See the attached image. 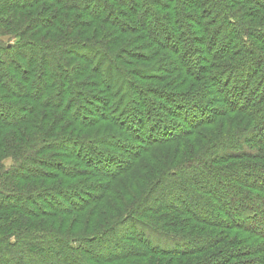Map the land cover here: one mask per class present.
Masks as SVG:
<instances>
[{
	"label": "trees",
	"instance_id": "16d2710c",
	"mask_svg": "<svg viewBox=\"0 0 264 264\" xmlns=\"http://www.w3.org/2000/svg\"><path fill=\"white\" fill-rule=\"evenodd\" d=\"M3 1L0 4V68H9L10 73L7 76L0 73V78L3 80V76L6 81L4 83L0 79V168H3L0 170V264H117L136 260L137 264H175L178 258L190 257L197 250L196 245L203 252H212L200 264H264V28L256 27V24L264 22V0H246L245 3L185 0L192 3V6L188 5L190 8H202L201 13L191 14V17L205 31L202 45L208 54L205 58L198 56L199 48H194L197 47L194 40L190 43L185 40L188 42H184V47L180 44L181 53L177 51L176 54L182 72L202 85L187 92H163L151 87L152 93L162 94L165 98L167 105L166 108L164 106V113L170 120L153 116V106L140 109L137 105H130L128 97L123 115L122 104L118 108L115 106L112 112L114 128L126 135L112 134L113 128L109 126L104 133L96 132L89 137L74 134L88 127L86 120L79 122L81 117L78 112L82 108L79 107L78 97L84 99L85 96L76 87H85L84 83H87L92 87L109 89L114 80L112 82L109 74L103 78L95 74L97 72L87 79L94 61L84 57L82 52L98 53L100 50L105 52V55L100 54L103 59L109 58L106 55L108 51L97 42L96 37L107 25L123 28L125 22L118 20L114 6L125 8L135 18H141L140 25L148 37L159 43L154 35H157L156 32L161 34V30L150 28L148 6L139 3L140 0H131L129 6L125 4L126 0ZM155 1L159 2L160 11L168 13L166 17L170 20L179 18V14L172 12L174 8L165 3L167 0ZM245 4L253 7L237 8ZM36 9L41 10V16L35 17L34 14L31 23L14 18L17 12L29 10L31 19ZM254 9L257 12H253ZM45 13L50 15L46 17ZM84 17L102 23L95 25L92 22L90 27L94 30L91 39L85 31L79 34L75 29L74 19ZM257 17L259 19L255 24ZM152 20L154 25H161L157 16ZM162 27L167 42H172L168 46L176 52L173 38H178L179 31ZM14 30L16 33L20 30L21 40L6 42V35L10 34L13 38ZM51 30L60 35V42L46 40L52 35ZM115 31V35L109 31L108 37H118L117 33H122L116 28ZM121 31L124 32L123 29ZM76 36L88 38L84 40ZM38 40L43 43H38ZM107 46L112 49L109 42ZM188 46H192V50ZM216 48L217 51L212 54ZM76 52L82 54L76 55ZM23 61L24 68L21 67ZM100 64L102 62L97 66ZM31 66L39 71L36 75ZM140 69L136 74L151 71L149 67ZM148 75L151 78L146 80L154 82V75ZM117 77V89L112 96L110 90L108 96H95L104 104L102 109H98H112V97L119 103L122 96H129L126 93L134 88L128 72ZM209 85L212 90L209 88L210 92H206ZM135 90L141 98L144 92L140 86L137 85ZM214 92L219 99L216 104L199 98V95L210 96ZM141 101L143 103L142 98ZM98 106L94 105L95 108ZM225 115L228 119L222 123L227 120L239 122L230 134L221 135L216 148H211L208 155L204 153L183 160L184 163L178 167H169L158 176L160 188H170L164 193L173 192L166 197L180 200L183 205V208H177L181 211H178L179 219L182 218L180 216L187 217L197 227L192 226L190 231L182 228L187 224L180 225L179 219L177 225L164 227L160 222L168 219L169 215L163 212L158 214L162 216H158L156 225L152 227L142 222L141 218L134 217L137 208L134 214L122 218L125 222L118 223L119 219L113 222L109 211L120 215L128 204L127 199H131L127 193L125 200H122L124 196L115 199L114 204L112 199L108 200L107 210L96 209L85 218H74L84 211L88 203L94 202V194H87L88 185L92 182L88 181L91 173L96 172L107 179L119 178L136 165L146 148L175 142L184 138L191 128L216 123ZM101 121L107 123L109 119L102 116ZM97 143L105 148L97 147ZM186 146L187 143L180 144L175 153L182 151L179 147ZM64 149L70 156L61 154ZM122 153L126 154L125 158ZM183 153L181 157H185ZM181 157H178L180 162ZM75 163L82 165L76 167ZM145 170L148 169L142 168L141 172ZM221 170L233 172L229 174L232 176L240 175L238 181L248 176L254 193H248L238 184L234 188L233 182L229 184L225 176L219 178ZM150 177L140 176L143 182H148ZM197 177L207 187L213 181L226 182L216 185L213 191L209 189L221 204L222 216L212 218V212L202 208V202L196 201V197L201 198L197 193L201 190L195 185L192 187L195 190L190 193L185 190L188 181H195ZM28 181L33 183L27 189L23 191L19 188ZM85 195L87 198L83 199ZM129 222L136 226V247L127 245L126 238L120 240L114 237L119 234L115 229ZM96 224L98 227L106 225L107 230L90 232L84 237L86 241L72 234L78 227L81 232H89ZM176 226L177 229H186L188 234L176 232V236L175 233H164ZM183 235L190 238L186 239ZM161 238H166L173 246H155V240ZM79 240L80 246H75L74 243ZM156 257L163 258V261L158 262Z\"/></svg>",
	"mask_w": 264,
	"mask_h": 264
},
{
	"label": "rangeland",
	"instance_id": "374dc122",
	"mask_svg": "<svg viewBox=\"0 0 264 264\" xmlns=\"http://www.w3.org/2000/svg\"><path fill=\"white\" fill-rule=\"evenodd\" d=\"M131 0H126L125 4L128 5L130 4ZM236 1L238 3H245L246 0H233ZM4 2L3 0H0V4ZM174 2V3H173ZM139 3L145 4L148 6V12H147V16L149 18H151V25L150 28L152 29L155 28L158 31L161 30V34L159 32H156L157 35H154V38L158 39V41H160L159 43H156L155 41H153V39H151L150 37H148L147 32L141 27L140 23H141V18H135L134 15H132L130 13V11H126L125 8H121L114 6L115 8V14L117 15L116 17L118 18L119 21H123L125 22L123 28L118 29L117 27H115L118 31L122 32V33H117L118 37L115 36L114 38H109L108 37V33L113 32L115 35V28L112 26H105L103 27V31L98 33V36L96 37L97 42H99L106 51V55L109 57L107 59H103V57L100 55L101 53H103V55H105V52L99 50L98 53L92 52V51H86V52H76V55L78 54H82L84 55V57L88 56L90 58V60L94 61V66L92 67V72H88L87 74V79H89L92 75L97 74L103 78L106 77L107 74H109V76H112V82L114 80V82L111 84V87L109 89H106L105 87L103 88H97V87H92V85H87V83H84L85 87H76V89H78L82 94H84V99H82L80 96L78 97V101H79V107L82 108L80 110H82L80 113L78 112V114H80V119L79 122H83L86 120V126H88L87 128H84L83 130H79V132H76L74 134L78 135V136H83V137H89V136H93L95 135L96 132H103L105 128H109V126L111 128H113V133L119 134V135H126L122 130L118 129L116 130L114 127V121L112 119V115H113V110L115 108V106L117 107L118 105H121V115L122 111H123V107L127 105L128 103V97H129V101L131 102L130 105H137L138 108L143 109V107L149 108V106H153L154 110L152 112L153 116H160L163 117L167 120H170V118L166 117V113H164V106L166 108L165 104V98H163L162 94H154L152 93V88L151 87H155V88H159L161 91L163 92H187V91H191L194 88H198L199 86L202 85L201 82H195L193 80V78H189L187 77L186 74H184L182 71V66L180 65V60L177 56V51L179 53H181L180 50V44L182 47H184V42H188L185 40H189L188 43H190L191 40H194V45H196L197 47L194 48H199V52L198 51V56H206L208 54V52L205 51V47L204 45H202V41H203V37L205 38V31L203 30L202 26H198L197 24V20L195 18L191 17V14H195V13H201L202 12V8L197 6V8H190L189 6H192L190 4H192L191 2L188 3V1L185 0H173V1H165V3L169 4L170 8H174L172 10V12H175L177 14H179V18L178 19H172L170 20V17H166L168 13L164 12V11H160V4L159 2H153V0H140ZM129 6V5H128ZM252 8V5H248L245 4V6L240 5L237 8ZM152 8V9H151ZM27 12V13H25ZM30 12L31 11H26L24 10L23 12L19 11L14 15V18H19L22 19L24 21V23L28 24L29 22L31 23L33 18H34V14L35 17H39L41 16V10L40 9H36L33 11V16L30 19ZM253 12H257V9H254ZM145 13V12H144ZM76 14V13H75ZM46 17L49 16L50 14L45 13L44 14ZM2 16V15H1ZM43 16V15H42ZM155 16H157V18H159L161 20V25L160 24H156L154 25L153 22H155L154 20H152L153 18H155ZM147 18V17H146ZM9 19V18H8ZM259 17H257L254 22L255 24L258 22ZM76 24H75V29H77V32L80 34V32L83 33V31H85L86 33H88V37H77L76 38H80V39H84L86 40V38L91 39L92 34H93V28L94 27H90L92 22L95 25H100L102 24L101 22H97V21H93L92 19L88 18V17H84V18H80V19H74ZM153 21V22H152ZM144 23V22H143ZM167 26L170 30L172 31H179V36L178 38H173V41L176 43L177 46V50L176 52H173L170 48V46H168V44H170L169 42H167L165 36L163 35V27ZM261 26L260 28H264V22L262 21L260 24H256V27ZM62 28V27H60ZM124 30L121 31V30ZM62 30V29H61ZM49 32H52L51 36H47L46 40L49 41L50 43H58L62 40V38L60 37V35H58L57 32H55L54 30H51ZM12 34H14V37L12 38V36L10 34H7L5 37V41H11V42H19L21 40V37L19 36L20 34V30L16 33V31L14 30L12 32ZM43 34H46V32H44ZM17 35V36H15ZM28 36L30 35L27 34ZM1 36V34H0ZM3 36V35H2ZM5 36V35H4ZM43 37V36H42ZM41 37V38H42ZM199 38L196 40V38ZM24 38V37H23ZM30 38V37H27ZM61 38V39H60ZM20 39V40H19ZM155 39V40H156ZM43 40V39H41ZM41 40H38V43H43ZM108 42L110 43V45L112 46V49L109 48L107 46ZM158 44V45H155ZM172 44V42H171ZM189 47V46H188ZM192 47V46H191ZM189 47V49L192 50V48ZM204 47V48H203ZM35 48V47H34ZM36 49V48H35ZM209 49V48H208ZM36 51V50H35ZM38 51V49H37ZM217 51V48L215 51H213L212 54H215V52ZM41 54V53H40ZM39 56V55H38ZM50 58H52L49 55ZM47 57V59L49 58ZM83 57V56H81ZM205 58V57H204ZM96 62V63H95ZM99 62H102V64H100L99 66H97V64ZM23 64L21 65L22 68L25 67L24 65V61L22 62ZM35 66H31V70L33 72V74H37L39 71L34 68ZM100 67V68H99ZM150 68L151 71L145 72V73H141V74H136L138 73L137 71H141L142 69L140 68ZM124 72H128V76L130 77V79L133 82L132 87V91H129L126 93V95L129 96H122V99H120V102L117 103L115 102V98H111V106L112 109H108L106 111H102L101 109L103 108V103L100 102L98 99L95 98V96H99V97H104V96H108V93L110 90V96H112V94L115 92L116 88V84H118L117 82V76L121 73ZM0 73L2 75H8L9 72V68H5L2 67L0 68ZM153 74L154 76V82L148 81L146 80L147 78H151L149 77L148 74ZM1 75V76H2ZM144 76V77H143ZM3 78V82L6 83L4 77ZM84 81V80H82ZM90 82V81H89ZM12 86H14V83H11ZM139 85L140 89L142 90V92H144V94L142 95V99H143V103H146V105H144L143 103H141V98H139V94H135L137 93L135 90L136 86ZM88 86V87H87ZM122 87V85H121ZM210 85L208 87V89H206V92H210L209 91ZM75 89V88H74ZM147 89V90H146ZM151 89V90H150ZM212 90V88H210ZM146 90V91H144ZM30 91V89H29ZM32 92H35L34 90ZM121 92L123 94L122 88H121ZM213 92V91H212ZM121 93H119L120 95ZM87 95V96H86ZM200 99H205L207 102H211L210 104H216V102H218V98H217V94L214 92L212 95L210 96H205V95H199ZM214 98V99H212ZM88 99L90 100V102L88 101ZM109 100V98H108ZM213 100V101H212ZM140 101V102H139ZM115 102V104H114ZM114 104V105H113ZM98 106V107H94ZM114 106V107H113ZM101 109H98L100 108ZM118 108V107H117ZM105 113V114H104ZM102 116H106V118L108 117L109 121L106 123H103L101 121V123L99 122L101 120ZM125 116V115H124ZM232 116V115H230ZM87 118V119H83V118ZM237 117V116H236ZM121 118V116H120ZM240 118V117H239ZM224 119H228L225 116H223L218 122H214L212 124L209 125H203V126H196L195 128H191V131H188V133L186 134V136L184 138H179L178 140H176L175 142H171L170 144H166V145H160V146H153L150 147V149H147L143 152V154H141V156L137 159L136 161V165L133 166L130 170H128L127 172H125L124 174H122L119 178H115V179H107L106 177L101 176L100 174L93 172L91 173L89 177V180L86 178L85 180H88L89 182H91L90 185V189L89 187L87 189L89 193L94 194V198L92 203H88L87 206H85L84 211L82 213H79L78 215H76L74 218H85L86 216H88L90 214L91 211H95L96 209H99L100 211H104L108 209L107 206V202L108 200H113V204L115 203V199H118L119 196H124V198H122V200L127 199L125 193L129 194L131 196V199L128 198L126 202H128V204L126 205L124 211H122V213L119 215L117 213H114V211H109V213L112 216V221L115 222L116 219H119V222H125L124 218L126 215H130V214H134V210L137 208V214L136 216H134L137 219H140L142 222H146L147 224H149L150 226H154L157 223V218L158 216H162V215H158L160 212L163 213H168L167 215H169V218L164 220L163 222H160L161 224L165 225H172L175 226L177 225L176 222H178V213L181 212L180 210H177V208H181L183 205L179 202L180 200H175V199H170L168 197H166V195H171L173 192L171 193H167L165 194V190H162L158 184V180H159V175H162L167 168L171 167V168H176V166L178 167V165L184 163L182 162L183 160H187L188 158H191L193 156H197L200 154H204L206 153L208 155V151H211V148H216L217 145V141H219L221 139V135H228L230 134V130L233 129L236 124H238L239 121L233 123L232 120H227L226 122L222 123V121ZM236 119V118H234ZM221 122V123H220ZM183 126L184 123H183ZM245 126V124H244ZM243 130V129H242ZM248 130V129H246ZM221 132V134H220ZM215 136H212V135ZM247 136V134H246ZM182 143H187V146L184 147H179L180 150H182L180 153H175V150L177 149V147L182 144ZM100 144V143H99ZM98 143L96 144L97 147H100L102 149L105 148V146L99 145ZM149 148V147H148ZM112 149V148H111ZM172 149V153L170 154V150ZM184 151V153H183ZM183 153V155L185 157H181L180 155ZM61 154H65L66 156H70V154L67 152L66 149H64V151ZM121 156H124L123 158L126 157L125 153H122ZM213 156V155H211ZM178 157H181V162L180 160H178ZM209 156H207L208 158ZM179 161V162H178ZM48 162H50L48 160ZM67 162H77V161H67ZM264 162V161H263ZM210 163V162H209ZM177 164V165H176ZM208 164V162H207ZM81 163H75L74 166L78 167L81 166ZM209 166H211V164H209ZM148 169L143 171V173L141 172V169ZM3 170V168H0V170ZM85 170V168H83ZM83 170V171H84ZM192 170V169H190ZM91 170H89L90 172ZM137 172H140V174H138ZM220 177L221 179H223V176L227 177V180L229 181V184L233 182V187L235 186V184L240 185V187L244 188V190H246L248 193H254L253 190V183L251 181H248V176H244L243 179H241V181H238L240 175L238 177L236 176H232L229 174H233V172L228 171V170H221L220 171ZM146 176L149 175L151 176L148 182H143V180L140 178V176ZM200 177V176H199ZM199 177H197L195 179V181L193 179H190L188 181V184L186 185L185 190H187V192L190 193L191 190H195L194 185L197 187V189H200L201 191H198V195H200V197L202 198H198L196 197V201L202 202V208L204 210H210L211 213V217L212 218H217L218 216H222V214L224 213L222 208H221V204L220 202H218V200L215 198V195L209 192V189L211 191L214 190V188L217 186H219V184H222V182L226 183L225 181H213V183L210 184L209 187L204 186V183L200 181ZM230 177V178H228ZM156 178V180H155ZM183 178V177H182ZM201 178V177H200ZM76 182H79L78 179L75 180ZM158 181V182H157ZM73 182V183H76ZM33 183V181H28L27 183L24 184V186H20V189H23V191L25 189H27L28 186H30ZM13 184V183H11ZM107 186V187H106ZM18 187V186H16ZM18 188V189H19ZM129 188V190H128ZM235 188V187H234ZM116 192H118V194H116ZM230 192H232V190H230ZM86 193V191H85ZM86 194V195H87ZM90 194V195H92ZM227 194H229V191L227 192ZM83 196L85 198H87V196ZM189 195V194H188ZM222 195H225V193H222ZM82 196V195H80ZM190 196V195H189ZM229 195H227L228 197ZM143 198H146L145 200H143ZM214 199V200H213ZM82 200V199H81ZM205 200V201H204ZM75 202H78L77 200H75ZM215 205V206H213ZM217 205V207H216ZM69 206V205H68ZM96 206V207H95ZM183 208V207H182ZM193 207L191 206L190 209H192ZM179 211V212H178ZM162 213V214H163ZM170 213V214H169ZM182 218L179 219V224L182 225L184 222H186V226L184 227V225H182V228H188L189 231L192 230V226L197 227L198 225L196 224H192L190 222V219L187 217H183L180 216ZM219 220H223V218H220ZM133 222V221H132ZM199 223V222H196ZM76 227H78V225H74ZM106 225H102L101 227H98V225L96 224V226H94L92 229H89V232H81L80 227H78V229H76L74 231L73 236H76L77 238H80L81 241H86L84 239L85 236L91 234L90 232H93L95 230H99L100 232H104L107 229L105 228ZM203 227V226H202ZM163 229V228H162ZM117 232H119V234L117 236L114 237H118V239L121 240V238H126L125 243L127 245L130 246H137V243L135 241V234H136V226L131 222L129 223H122L120 224L117 229ZM176 232H180L181 234H188V231L186 229H177L176 227H170L168 228L166 231H164V233H168V234H174L176 236L177 233ZM109 234V233H108ZM186 236L185 238H190L188 235H183ZM166 238H161V239H156V245L155 246H173L171 242H167ZM81 241L79 240V242L74 243L75 246H80L79 243H81ZM168 244V245H167ZM140 246L142 247V244H140ZM197 250H195L192 255L190 257L187 258H178L177 260H175V264H183V262H185V264H200L203 263V260H207V257H209L211 255L212 252H203L199 249L198 245H196ZM191 249V248H190ZM194 250V249H193ZM198 251V252H197ZM151 258V257H149ZM157 260H159L158 262H162L163 258H155ZM150 260V259H149ZM169 260V259H167ZM212 260V259H211ZM149 262V261H148ZM138 260L134 261H129V262H118L117 264H137ZM41 264V263H38ZM116 264V263H115ZM174 264V263H171Z\"/></svg>",
	"mask_w": 264,
	"mask_h": 264
}]
</instances>
